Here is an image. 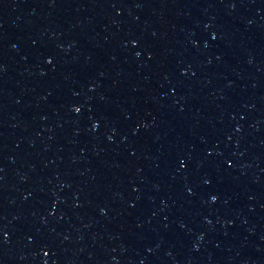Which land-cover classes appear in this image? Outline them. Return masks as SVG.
Listing matches in <instances>:
<instances>
[{
    "label": "water",
    "instance_id": "water-1",
    "mask_svg": "<svg viewBox=\"0 0 264 264\" xmlns=\"http://www.w3.org/2000/svg\"><path fill=\"white\" fill-rule=\"evenodd\" d=\"M0 264H264V0H0Z\"/></svg>",
    "mask_w": 264,
    "mask_h": 264
}]
</instances>
